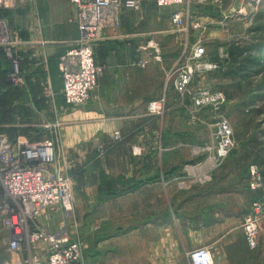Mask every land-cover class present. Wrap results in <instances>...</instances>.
I'll return each instance as SVG.
<instances>
[{"label": "crops", "instance_id": "1", "mask_svg": "<svg viewBox=\"0 0 264 264\" xmlns=\"http://www.w3.org/2000/svg\"><path fill=\"white\" fill-rule=\"evenodd\" d=\"M24 1L27 0H9L8 8L1 11L2 16L9 21L15 6L20 10L17 6ZM138 1L139 9L135 12L122 10L118 29L103 31L94 52V62L101 68L94 98L77 111L76 120L75 113L68 114L67 124L62 127L61 146L65 153L79 152L81 146L77 143L83 130L106 143L100 148L103 155L95 158L91 166V175L84 172L88 167L78 166L73 185L79 187L80 182L85 187L80 188L81 194L73 202V215L65 217L57 210L50 216L47 231L65 230L73 234L74 227L82 225L75 208L79 202L89 200L94 206V234L99 235L94 255L99 258L95 257L92 264H122L113 258L115 241L123 242L135 261L142 264H188L187 253L200 247L209 250L213 264H264V227L257 248L251 251L244 241L243 217L239 213L221 216L220 212L212 210L213 219H209L206 212L202 224L198 222V215L182 216L186 212L181 208L184 198L171 185L166 186L168 181L162 176L166 166L161 154L167 150L150 145L107 143L114 132L123 138L131 135L137 119L144 120L145 106L149 102L166 95L167 103H172L171 88L165 91L163 80L168 64L173 61L175 52H179V36L171 21L177 9L159 8L163 13L156 11L153 0ZM234 1L222 0V9L218 10L192 0V17L205 25L219 26ZM35 8L38 17L35 18L34 39L20 44L24 50H19L33 52L36 56L30 59L31 63L19 59L24 87L8 83L6 77L11 64L0 49L1 134L14 142L34 141L39 133L24 122L37 112L48 115L54 105L63 106L57 58L78 37L74 8L68 0H36ZM214 30L218 27H208V32ZM191 36L188 43L192 48L199 45L200 34L193 43ZM38 57L42 63H36ZM137 153L140 155L134 156ZM88 184L91 185L86 186ZM80 232L85 234L86 229ZM6 255L7 251L4 260ZM10 259L16 257L10 256Z\"/></svg>", "mask_w": 264, "mask_h": 264}, {"label": "rangeland", "instance_id": "2", "mask_svg": "<svg viewBox=\"0 0 264 264\" xmlns=\"http://www.w3.org/2000/svg\"><path fill=\"white\" fill-rule=\"evenodd\" d=\"M195 1L199 5H211L216 8L208 1L203 3L199 0ZM35 2L36 0L24 1L17 6L20 10L15 9V6L13 9L15 12L9 16V21H7L10 29L17 32V38L21 44L34 39L35 18L38 17ZM197 3L195 6H199ZM153 5H155V1ZM240 5L241 11L234 17H227L228 13L223 9L225 19L219 26H208L199 21L203 27L199 37L200 43L193 45L192 48L187 43V47L184 49V44H182L184 36H180L175 28L176 34L179 36V52H175L173 61L168 64L163 80L165 91L171 88L172 103L169 105L166 95H163L159 100L153 101L163 100L161 109L150 110L149 104L153 102H149L145 106L144 120L137 119L138 123L135 124L131 135L123 138L118 132H114L107 143L150 145L167 150L161 154L162 161L166 166L162 176L166 177L165 180L168 181L166 186L171 185V188L184 198L181 208H184L186 212L182 213L183 217L189 218L198 215V222L202 224L205 223L207 215H210L209 219H213L212 210L220 212L221 216L239 213L243 217L241 219L242 229L244 220L248 216L254 215L256 205L260 206V213L257 217L261 233V228L264 227V55L260 50L264 46V0H242ZM191 6L192 0L190 4L186 0L179 6H172L169 11L175 8L177 11L183 10V14L188 12L189 21H197L192 17ZM157 9L156 11L159 12L164 11ZM214 26L218 27V30H214L213 33L208 32V27ZM36 29L38 28L36 27ZM208 34H210L209 38ZM78 38L79 31L77 39L66 51L75 47ZM99 42L100 39L93 47V61L95 48ZM198 46L204 49V54L197 58L194 57V50ZM234 46L249 49L241 58V60H245V63L240 60L241 62L236 65L231 64L229 49ZM21 48L24 50L20 45L14 47L11 52L12 55L14 54V58L25 59L29 62L36 57L33 52L19 51ZM61 56L57 58V67ZM246 59L253 63L248 66ZM36 60L38 61L36 63L43 62L40 57ZM173 62L175 64L172 66ZM210 66L214 67L210 68ZM236 66H240L244 71L240 75L235 74L230 77L226 75ZM186 67L192 70L191 80L187 91L181 95L174 90L173 79L168 82L166 80L170 73L176 77L181 71H186ZM58 75L61 80L60 96L64 103L63 106L54 105L48 115L37 112L33 118L24 123L39 133L35 140L45 137L54 140L56 146L54 165L68 177L74 202V200H78L77 195L81 194L80 188L85 187L84 184L81 186L80 182L77 183L79 187L73 185L76 173H78V166L88 167L84 172L91 175V166L96 161L95 158L99 159L103 155L100 148L106 142L102 143L93 133L87 135L86 130H83L77 143L81 146L79 152L74 151L69 154L63 151L61 130L63 125L67 124L68 114L75 113L76 120L77 111L85 108L93 100L97 85L84 103L74 106L67 105L62 95L63 81L60 73ZM25 85L26 83L17 87L21 88ZM217 93L221 94L223 98L218 104H196L197 100L210 98L209 96H215ZM222 121L229 128L230 147L225 157L216 159L222 140L219 133ZM46 123L52 126L51 129L58 131L49 134L44 129ZM10 126H13V122ZM115 134L120 136L118 141L113 138ZM67 155H70V160ZM139 155L140 153H137L134 156ZM213 165L216 166L213 168ZM89 185L91 184L86 186ZM73 208L72 203L71 211L74 213ZM75 211L80 215L82 225L75 226L72 230L73 234H69L81 243L84 264H92L95 257L99 258L97 255L94 256L95 247L99 243V235L94 234L93 202L81 201L77 204ZM72 212L71 215H73ZM83 228L86 229L85 234L80 232V229ZM105 236H109V234ZM6 241L7 236L0 226V264L5 258ZM112 247L116 248L113 258L116 257L115 259L120 260L122 264H142L135 261V257L133 258L123 242L115 241ZM256 248L257 246L252 250L248 249L253 251Z\"/></svg>", "mask_w": 264, "mask_h": 264}, {"label": "built area", "instance_id": "3", "mask_svg": "<svg viewBox=\"0 0 264 264\" xmlns=\"http://www.w3.org/2000/svg\"><path fill=\"white\" fill-rule=\"evenodd\" d=\"M74 8V22L79 31L75 47L66 51L58 62V70L63 81L62 95L67 105L84 103L96 85L101 68L93 61V47L101 40L106 29L116 30L120 26V13L123 9L138 10V0H68ZM157 8H167L181 5L184 0H154ZM208 1L221 9L222 0ZM242 1V0H241ZM9 0H0V49L11 64L7 81L17 87L24 85L25 80L20 70V60L12 55L16 45H20L17 34L9 27L1 11L8 8ZM228 13L227 17H234ZM174 28L184 36V49L191 32H202L203 27L197 21H189L188 12L176 11L171 16ZM194 57L204 54V49L198 46ZM214 66H210L213 68ZM177 76L170 73L167 82L173 79L174 90L183 95L191 80L192 70L186 67ZM197 100L196 104L222 101L221 94ZM163 100L149 104L150 110H160ZM58 125V124H57ZM56 125V126H57ZM49 123L44 129L54 134L57 129H51ZM53 131V132H52ZM219 133L222 136L217 158L225 157L230 143L229 128L221 122ZM114 140L120 136L115 134ZM55 142L48 137L25 142L18 140L10 142L0 132V226L7 236V258L1 264H84L82 245L73 239L65 230L56 233L47 231V223L51 214L61 210L65 217H70L73 198L71 183L65 173L54 165ZM215 159V160H216ZM214 160V162H215ZM216 165H213V168ZM254 215L248 216L242 230L249 249L257 246L260 233L258 215L260 206L254 208ZM43 221V222H41ZM15 256L16 259H10ZM188 264H213L212 256L206 248L200 247L187 253ZM114 264V263H109Z\"/></svg>", "mask_w": 264, "mask_h": 264}, {"label": "trees", "instance_id": "4", "mask_svg": "<svg viewBox=\"0 0 264 264\" xmlns=\"http://www.w3.org/2000/svg\"><path fill=\"white\" fill-rule=\"evenodd\" d=\"M249 51V49H241L239 48L238 46H234V47H231L229 49V57L231 58V64H238L239 62L243 61L241 60L242 56H244V54H246L247 52ZM261 51V54L264 55V46L262 47V49L260 50ZM241 60V61H240ZM246 62H247V65L250 66L251 63L253 62H250V60L246 59ZM242 63H245V60L242 62ZM232 67V66H231ZM233 70H229L228 71V75L229 77L230 76H234L235 74H238L240 75L244 70L240 67V66H236L235 68H232ZM10 141V140H9Z\"/></svg>", "mask_w": 264, "mask_h": 264}, {"label": "water", "instance_id": "5", "mask_svg": "<svg viewBox=\"0 0 264 264\" xmlns=\"http://www.w3.org/2000/svg\"><path fill=\"white\" fill-rule=\"evenodd\" d=\"M240 1L241 0H235L233 5H232V8L230 10V14H234L235 12H237L239 10V7H240ZM200 32L199 31H195L192 36H191V42L193 43L195 41V39L199 36Z\"/></svg>", "mask_w": 264, "mask_h": 264}]
</instances>
